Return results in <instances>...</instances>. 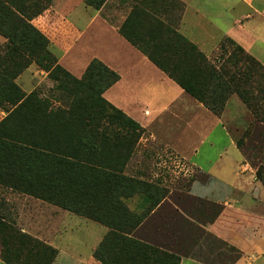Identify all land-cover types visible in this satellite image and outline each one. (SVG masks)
Wrapping results in <instances>:
<instances>
[{
    "label": "trees",
    "instance_id": "16d2710c",
    "mask_svg": "<svg viewBox=\"0 0 264 264\" xmlns=\"http://www.w3.org/2000/svg\"><path fill=\"white\" fill-rule=\"evenodd\" d=\"M51 1L0 0V34L8 41L6 52L0 54V108L6 114L0 121V188L109 227L95 251L103 264H180L175 252L135 237L147 215L167 196L153 194L149 184L126 174L146 130L104 97L120 74L99 59L92 60L82 78L59 64L51 38L33 24ZM85 1L100 10L108 0ZM134 1L154 13L162 2ZM137 28L140 32H133ZM121 33L216 116H222L229 99L238 95L255 121L264 125V65L243 47L227 40L232 50L223 47L215 63L176 29L155 16L144 17L142 9L130 15ZM33 63L49 73L56 83L54 92L62 97L22 91L17 78ZM260 137L264 140V134ZM250 138L252 127L238 143L246 158L257 146L244 149L246 140L253 142ZM256 176L264 184L263 163ZM139 193L152 199L142 215L126 202ZM57 255L58 250L22 232L0 211L4 263L54 264Z\"/></svg>",
    "mask_w": 264,
    "mask_h": 264
},
{
    "label": "crops",
    "instance_id": "0c3cea01",
    "mask_svg": "<svg viewBox=\"0 0 264 264\" xmlns=\"http://www.w3.org/2000/svg\"><path fill=\"white\" fill-rule=\"evenodd\" d=\"M75 1L80 3L61 0L62 16L69 15ZM237 1L248 8L247 13H231ZM137 9L176 29L215 63L231 40L264 65V49L257 48L258 43L264 45V5L257 0H162L154 13L134 0H108L100 10L93 9L87 23L68 17L76 30L74 47L57 49L60 64L77 77L93 59L117 71L120 80L104 97L137 121L162 153L171 155L169 159L176 156L184 163L188 186L172 189L135 237L175 252L180 264H264V184L238 145L255 116L238 95L229 99L222 116H216L159 69L121 33ZM253 13L256 23L250 22ZM217 26L223 37L211 48L216 38L211 39L209 31ZM32 200L47 203L0 188V211L10 217L20 210L19 202ZM126 202L132 212L142 215L152 199L139 193ZM53 223L57 233L48 231L37 238L58 250L54 264H103L95 251L109 227L66 210Z\"/></svg>",
    "mask_w": 264,
    "mask_h": 264
},
{
    "label": "rangeland",
    "instance_id": "374dc122",
    "mask_svg": "<svg viewBox=\"0 0 264 264\" xmlns=\"http://www.w3.org/2000/svg\"><path fill=\"white\" fill-rule=\"evenodd\" d=\"M60 2L61 0H52L49 2L47 9L42 13V15L35 18L33 21V24H35L44 34L51 38V41L55 45L53 50L57 55H59L57 49L62 51L64 49L68 51L72 46L74 47L76 41V30L72 27L73 25L68 22V17L75 23L84 24L85 22L87 23V21L89 22L90 16L96 10L93 7H86L85 5H87V3L85 0H83L85 5L81 3V0L79 1L80 3L75 1V3L73 2L75 7L73 6L74 8L69 11V15L64 17L60 13L63 8V3ZM237 2L238 3L235 5V10L231 11V13H240L242 11L243 13H247L248 8L243 4L241 5L239 3L240 1ZM257 3L264 5V0H257ZM106 5L107 3L105 6ZM253 15L254 18L250 22L256 23L258 17L254 13ZM221 26L223 29V25ZM222 29L219 26L210 29L209 33L212 35L211 39L216 38L215 41H212L211 48L215 47L221 37H223L221 36ZM7 44V39H5V37L0 34V54H4L6 52ZM230 45L231 44H229V46ZM257 48H260V50L264 49V45L258 43ZM229 50H232V46L229 49H226V51ZM66 51H64V53ZM61 56H58L59 64L61 62ZM91 62H89V64ZM60 65L65 68L64 64ZM65 69L68 70L67 68ZM73 75L76 76L75 74ZM82 76L76 77L82 78ZM17 84L27 95L31 94L33 91H39L43 96L52 99H56L54 96H58V98L62 97L61 94L54 92V86L56 83L49 78V73L36 63H33L17 78ZM5 116L6 114L0 108V121ZM251 127L253 128L254 138L250 139L253 140V142L246 140L244 149H250V147L253 148L255 145H257L255 151L248 150L246 152L247 159L251 162L253 167L257 169L260 164H264V142H261L264 140H262V137H260L262 134H264V125H261L260 123H257L255 120H253L248 129ZM144 136L145 139L147 137L149 139L148 133H145ZM145 139H143L142 142H139L141 146L138 145L134 156L128 164L126 174L129 177L135 178L136 180L143 181L146 186L149 184V186L152 188L148 189H150V192L153 194L168 196L172 189H184L187 187L189 181L188 178L184 177V174L186 173L185 170H182L184 168L183 161L176 158V156H173V159H169L171 155L163 154L160 150V145L153 143L151 139L148 141ZM212 155H217V153L213 152ZM167 161L168 163H166ZM262 190L264 199V189ZM49 204L38 200H32L31 202L26 201L22 203L19 202L18 208L20 210L16 213L14 212V215H12L11 218L22 232L27 233L33 238L45 243L43 240L37 237L44 236V234L48 231H56L57 233L59 228L58 226L54 225V218H57L60 213H62V210H64L57 206L55 207V205L53 206V204ZM0 264L6 263L0 261Z\"/></svg>",
    "mask_w": 264,
    "mask_h": 264
}]
</instances>
